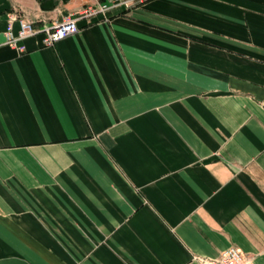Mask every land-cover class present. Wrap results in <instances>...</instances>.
I'll return each mask as SVG.
<instances>
[{
    "label": "crops",
    "instance_id": "0c3cea01",
    "mask_svg": "<svg viewBox=\"0 0 264 264\" xmlns=\"http://www.w3.org/2000/svg\"><path fill=\"white\" fill-rule=\"evenodd\" d=\"M99 3L0 0V264H264V0Z\"/></svg>",
    "mask_w": 264,
    "mask_h": 264
},
{
    "label": "built area",
    "instance_id": "2783aa9c",
    "mask_svg": "<svg viewBox=\"0 0 264 264\" xmlns=\"http://www.w3.org/2000/svg\"><path fill=\"white\" fill-rule=\"evenodd\" d=\"M148 0H111L114 4L113 6L108 4L99 3L93 7H87L80 16H93L100 12L106 13L112 10L113 7H124L127 6L129 9L133 8L138 3H146ZM16 23H20L21 29L19 34L14 33V28ZM79 19L76 17L67 18L64 21L55 23L52 27L47 26L44 28H39L35 23L25 20L22 16H18L17 13L9 15V26L6 33L7 45L13 48L24 50L26 47L20 45L22 40H26L33 37L36 34L44 33L46 35L44 44L55 46L56 43L60 42L62 39L65 40L74 34L79 33ZM210 264H255L251 256L247 255L242 249L232 248L224 252L220 258L211 261Z\"/></svg>",
    "mask_w": 264,
    "mask_h": 264
}]
</instances>
